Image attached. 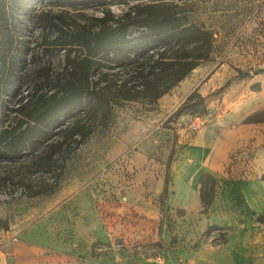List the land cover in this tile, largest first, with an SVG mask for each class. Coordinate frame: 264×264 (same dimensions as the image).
<instances>
[{
    "label": "rangeland",
    "instance_id": "374dc122",
    "mask_svg": "<svg viewBox=\"0 0 264 264\" xmlns=\"http://www.w3.org/2000/svg\"><path fill=\"white\" fill-rule=\"evenodd\" d=\"M170 1L215 31L219 50L157 102L114 106L109 120L73 151V144L60 146L56 128L47 139L28 141L22 154L0 157V249L11 264L25 258L26 245L42 253L44 264H233L224 249L227 234L239 226L214 224L209 206L217 189L264 168V0ZM49 4L0 0V62H8L0 79V126L25 118L37 97L52 89L46 76L65 65L67 48L36 17ZM126 7L111 5L116 13ZM236 128L247 147L229 143L214 174L187 183L179 178L176 165L200 133L220 147ZM53 150L45 165L41 157ZM134 152L144 153V162ZM188 185L200 199H188ZM138 202L153 210L143 218L154 219L140 229ZM261 215L249 211L247 217L264 226ZM215 247L220 250L213 257ZM259 257L263 262L264 251Z\"/></svg>",
    "mask_w": 264,
    "mask_h": 264
},
{
    "label": "trees",
    "instance_id": "16d2710c",
    "mask_svg": "<svg viewBox=\"0 0 264 264\" xmlns=\"http://www.w3.org/2000/svg\"><path fill=\"white\" fill-rule=\"evenodd\" d=\"M10 1L24 7L31 2ZM48 2L49 8L36 17L44 30L56 33L55 42L67 48L65 65L46 76L53 87L37 97L25 118L14 126H0V157L22 154L28 141L47 139L56 128L63 135L60 146L73 144L69 150L73 151L109 120L114 106L132 100L157 102L219 50L218 34L191 20L174 1ZM113 4L127 7L116 13ZM54 7L63 10L55 12ZM92 8L101 14L84 13ZM7 65L2 58L0 79ZM53 153L41 157L45 165Z\"/></svg>",
    "mask_w": 264,
    "mask_h": 264
},
{
    "label": "crops",
    "instance_id": "0c3cea01",
    "mask_svg": "<svg viewBox=\"0 0 264 264\" xmlns=\"http://www.w3.org/2000/svg\"><path fill=\"white\" fill-rule=\"evenodd\" d=\"M241 130L242 128H236L233 134L234 138H231L232 140H228V142H220V147L207 142L205 135L200 133L192 141L186 156H184L182 161L179 160L176 165L179 178L187 183L205 173L214 174L213 168L216 161L221 157V151L226 149L229 143L232 144L233 148L242 145L247 147L246 142L248 141L244 142V138L240 137ZM249 131H252V129ZM245 135V138H247L249 134ZM256 136L258 142L263 141L261 135ZM259 151L261 152V163L264 165V144H261ZM137 156L139 161L144 162V153L134 152L133 157L136 158ZM256 160L258 159L256 158ZM255 169L258 168L255 167ZM263 172L264 168L259 172L251 173L250 177L246 178L241 184L235 179L234 181L236 182L226 190L217 189L209 206V213L214 224L228 228L239 226L238 230L227 234V242L224 249L225 254L232 259L233 264H264V259L263 262L262 260L261 262L259 261V255L263 256L264 251V226L247 217L249 211L253 218L262 216L261 213L264 212V180L261 178ZM187 193L189 195L188 199H191L193 194L194 197L192 199L197 201L199 195L192 185L187 186ZM141 204L138 202L137 209L140 214L138 216L139 221L136 224L137 229L142 228L147 221L148 223L154 221V219L143 218V213L151 216L153 210L151 207ZM26 246L25 258L18 260V264H44V260L40 256L42 253L30 245ZM218 250H220V247H215L213 251H210L213 257L219 255ZM0 264H11L8 261L6 252L1 249Z\"/></svg>",
    "mask_w": 264,
    "mask_h": 264
}]
</instances>
